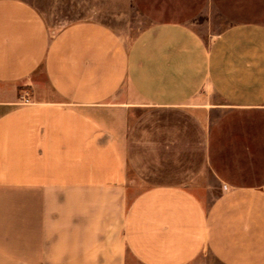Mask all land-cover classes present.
<instances>
[{
    "label": "crops",
    "instance_id": "crops-1",
    "mask_svg": "<svg viewBox=\"0 0 264 264\" xmlns=\"http://www.w3.org/2000/svg\"><path fill=\"white\" fill-rule=\"evenodd\" d=\"M164 1L129 39L0 0V264H264V21Z\"/></svg>",
    "mask_w": 264,
    "mask_h": 264
},
{
    "label": "rangeland",
    "instance_id": "rangeland-1",
    "mask_svg": "<svg viewBox=\"0 0 264 264\" xmlns=\"http://www.w3.org/2000/svg\"><path fill=\"white\" fill-rule=\"evenodd\" d=\"M32 2L49 22H53L54 26L90 18L88 14L95 12L99 19L109 23L129 39L146 27L148 22L160 19L162 15H167L172 11L166 9L168 2L164 0H132L131 9L127 10L126 14L125 12L121 14L124 11L121 0L114 1L112 5H110L109 0H32ZM169 4L171 3L169 2ZM198 4H203L202 0H197L195 5ZM216 4L218 7L209 6L205 10L187 7L178 11L185 14L190 13L191 10L195 11L192 27L206 41L214 39L216 35L235 21H264V0H218ZM206 98L213 103L224 105L212 92L207 93ZM142 109L136 110L133 115L140 113ZM229 112L231 111L225 106L213 109L212 119L216 122ZM130 180L127 193L128 197H133L143 189L144 185L136 177ZM189 187L194 190L199 188L200 194L202 193L203 185L199 187L190 185ZM212 192L215 193V187Z\"/></svg>",
    "mask_w": 264,
    "mask_h": 264
},
{
    "label": "built area",
    "instance_id": "built-area-1",
    "mask_svg": "<svg viewBox=\"0 0 264 264\" xmlns=\"http://www.w3.org/2000/svg\"><path fill=\"white\" fill-rule=\"evenodd\" d=\"M29 96V91L27 89H24L20 96V99L22 102L27 103L29 101Z\"/></svg>",
    "mask_w": 264,
    "mask_h": 264
}]
</instances>
